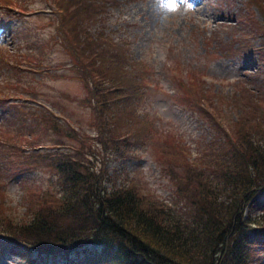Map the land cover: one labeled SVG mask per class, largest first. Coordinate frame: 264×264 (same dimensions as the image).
<instances>
[{
  "label": "rangeland",
  "instance_id": "rangeland-1",
  "mask_svg": "<svg viewBox=\"0 0 264 264\" xmlns=\"http://www.w3.org/2000/svg\"><path fill=\"white\" fill-rule=\"evenodd\" d=\"M110 1L107 0L106 20L100 23V27H104L103 32L107 35L113 34L129 41L127 63L123 68L126 78L134 76L132 89L123 88L124 93L119 95L118 104L124 112L127 113L128 104L123 106L124 94L128 100L126 92L134 94V90L139 97L130 102L134 107H128V111L133 110L144 127L156 130L162 141H167L164 139L168 138V133L169 136L174 135L172 143L184 145L188 149L186 160L197 166L203 163L200 159L214 137L221 138L220 145L223 142L228 145L227 137H233L236 142L246 141L245 134L241 135L244 132L240 131L243 125V130H248L245 132L248 140L258 139L253 131L264 135V17L261 15L262 10L264 14V0L251 5L246 0H197L198 8L194 13L173 14L166 20L153 13L150 0H115L112 4ZM51 2L21 0L24 5L21 7L16 0H0V140L3 141L0 148L8 154L13 147L29 146L33 138L30 134H38L39 128H34V124L40 123L42 110L63 118L74 129L70 132L76 136L82 133L81 139L95 134L92 131L94 125L90 122L92 109L88 107L89 104L94 105V99H91L83 81V74L73 72L69 67V56L64 48L65 42L64 46L60 44L57 17ZM64 4L69 9L70 3ZM80 6L76 15L86 19L88 5L84 1ZM16 7L19 9L10 10ZM96 21L99 22L97 19L87 21L86 31L92 33ZM84 23L79 21L73 30L83 33ZM53 34L57 35L53 37L55 40H52ZM94 41L97 43L98 39ZM241 51L246 54L240 55ZM27 52H33L37 57H30L34 61L31 71L26 70L29 66L21 60L26 56L23 53ZM242 56L252 60H243ZM136 61L142 62L143 68L136 66ZM179 80L182 88L187 87L182 94L186 96L183 101L189 107L201 103L203 112L198 114L196 109L177 101L176 95L181 94V87L177 85ZM114 108L110 106L108 109ZM114 123L117 131L128 129L126 125ZM251 127L255 130L251 131ZM224 130L229 136L226 137ZM130 133L134 131L130 130ZM54 136L49 130H44L42 143H50L56 139ZM4 140L10 145H6ZM83 141L91 145V140ZM63 143L73 144L71 141ZM166 147L172 149L171 145ZM195 153L197 156L190 158ZM221 154L216 153L220 161L223 159ZM136 155L137 158L126 159L122 165L108 163L119 170L115 188L119 182L124 188H132L131 183L139 193L152 192L145 199L167 202V177L160 171L155 154L145 145L136 150ZM93 157L96 156L92 154L91 159ZM181 161L185 160L173 158L164 160V163H173L176 173H180L184 168ZM6 162L10 163L11 159ZM6 162L0 158V223L3 225L0 232L9 231L2 222L3 216L10 218L9 221L14 222L12 224L27 219L31 221L30 212H36L45 201L51 212L63 211L62 206H57V200L66 193L59 191V178L50 177L49 169L37 166L18 174L13 167L14 174H9L10 166ZM29 194L38 204L28 213H23ZM263 204L264 198L251 205L249 212L252 217L258 219L264 214ZM176 221L171 218L168 223ZM60 228L67 229L64 226ZM141 242L145 243L142 239ZM262 247L258 244L257 251ZM99 249V246H88L89 252L99 253ZM45 254L29 257L35 264H40L39 259ZM58 255L59 264H65L63 255ZM68 258L73 257L69 255ZM251 259L248 258L246 264H250ZM10 262L24 264L16 253L6 254L0 259V264ZM67 262L71 263L70 260ZM253 264H264V257L255 255Z\"/></svg>",
  "mask_w": 264,
  "mask_h": 264
},
{
  "label": "trees",
  "instance_id": "trees-1",
  "mask_svg": "<svg viewBox=\"0 0 264 264\" xmlns=\"http://www.w3.org/2000/svg\"><path fill=\"white\" fill-rule=\"evenodd\" d=\"M84 1L88 12L87 18L81 19L76 12L81 7L80 2ZM64 2L70 3L69 9ZM253 2L259 3L260 0H246L248 5ZM16 3L24 7L21 0H16ZM107 4V0L51 2L57 17L60 44L64 46L65 42L64 48L69 56V67L73 72L83 74V81L91 99H94V105L89 104L88 107L92 109L90 122L94 125L92 131L95 134L83 138L88 142L91 140V145H87L80 138L82 133L76 136L69 131L74 129L67 121L42 110L40 123L34 124V128H39L38 134H30L33 138L28 147H13L9 149L11 154L0 148V158L5 162L11 159L10 163L6 162L10 166L9 174L13 173V167L18 174L37 166L47 168L51 171L50 177L59 178V191L66 193L57 200V206L63 208L60 213L51 212L45 201L36 212H30L31 221L27 219L12 224L14 222L9 221L10 218L3 216L2 222L9 231L0 232V237L15 242L12 250H21L19 254L23 256L24 264L33 262L28 252L23 250L26 248L46 253L39 259L41 264H59L58 254L63 255L65 264H246L248 258H252L250 264H253L255 255L264 257V214L256 219L249 212L256 200L264 198V135L253 131L258 139L248 140L245 133L248 130H243V125L240 131L244 133L241 135L245 134L247 140L236 142L233 137H227L229 135L224 130L228 145L224 142L220 145L221 138L214 137L200 159L203 163L197 166L186 160L188 149L184 145L172 143L174 135L169 136L168 133V138L164 139L167 141H162L156 130L144 127L133 110L128 111V107H134L130 102L139 97L134 90V94L125 91L128 100L124 94L122 102L123 106L128 104L127 113L124 112L118 104L119 95L124 93L123 88L132 89L134 80V76L126 78L123 68L127 63L129 41L113 34L107 35L103 32L104 27H100V23L106 20ZM261 15L264 17L263 10ZM92 19L99 22L96 21V28L94 26V32L90 33L86 31V22ZM79 21L85 22V31L81 34L73 30ZM256 22L258 26L259 22ZM54 36L57 35L53 34L52 40H55ZM96 38L97 43L94 41ZM23 54L26 56L21 60L29 66L26 70L31 71L34 61L30 57L36 55L33 52ZM242 54L246 52L241 51ZM242 59L252 60L244 56ZM39 63H36L38 67ZM134 64L143 68L142 62ZM144 71L147 72L146 67ZM177 85H183L181 80ZM186 88H179L181 94L176 95L177 101L196 109L198 114L203 112L201 103L189 107L183 101L186 96L182 94ZM110 106L115 108L108 109ZM114 121L128 129L117 131ZM44 130H49L56 139L42 143ZM252 130L255 129L251 127ZM63 141L73 144L66 145ZM4 142L10 145L8 141ZM0 145H3L1 140ZM145 145L155 154L160 171L167 177V202L145 199L152 192L139 193L130 181L132 188H124L120 182L115 188L119 170L108 163L122 165L126 159L137 158L136 150ZM166 145H171L172 149ZM217 152H222V161L216 158ZM92 154L96 156L93 159ZM196 156L197 153L190 158ZM173 158L185 160L181 161L184 166L182 172L176 173L173 163H164V160ZM25 202L23 213H28L38 204L31 194ZM171 218L177 221L169 224ZM62 226L67 229L60 228ZM0 227H3L1 223ZM91 243L100 245L99 253L88 251ZM258 244L263 246L259 251ZM53 253L57 255H49ZM69 255L73 258L69 259ZM69 260L71 263L67 262Z\"/></svg>",
  "mask_w": 264,
  "mask_h": 264
},
{
  "label": "clouds",
  "instance_id": "clouds-1",
  "mask_svg": "<svg viewBox=\"0 0 264 264\" xmlns=\"http://www.w3.org/2000/svg\"><path fill=\"white\" fill-rule=\"evenodd\" d=\"M150 8L161 20H166L173 14L188 15L194 13L198 4L197 0H150Z\"/></svg>",
  "mask_w": 264,
  "mask_h": 264
}]
</instances>
